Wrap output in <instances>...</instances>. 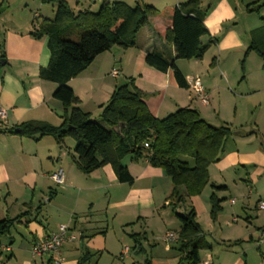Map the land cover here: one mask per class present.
<instances>
[{
	"label": "crops",
	"instance_id": "0c3cea01",
	"mask_svg": "<svg viewBox=\"0 0 264 264\" xmlns=\"http://www.w3.org/2000/svg\"><path fill=\"white\" fill-rule=\"evenodd\" d=\"M42 1L35 0L38 5L32 4L34 9L37 8L35 16L39 18H43ZM66 1L71 3V0ZM74 1H77V8L82 5V11L90 9L91 2L92 9H100L103 4L116 1L130 6L151 5L158 10L164 7L158 0ZM186 1L169 0L168 5L177 6ZM200 1L202 8L208 9L205 24L209 34L202 37V42L213 39L217 43L209 48L202 60L176 62L187 80V89L178 86L172 70L163 73L145 61L146 56L154 51L164 53L170 60L176 57L174 46L156 31L164 33L170 26V21L160 14L138 33L134 47H115L99 55L90 67L68 83L78 97L82 111L92 117L101 115L102 107L108 103L117 87L133 79L136 88L144 94V101L154 117L164 119L179 109L189 108L198 111L212 126L228 125L232 129V137L226 143L223 155L209 168L210 185L202 195L192 197L186 205L195 208L197 217L210 213V203H207L205 194L211 197L215 193L222 200L230 195L233 198H230L229 204L234 205L232 201H238L237 196L243 197L246 191L252 195L264 181V123L255 120L254 127L247 129L248 120L240 121L238 118V102L234 119H221L220 105L215 104L213 97L215 77L229 78L228 72L221 67L223 53L227 51L231 54L242 45L237 27L234 26L236 24L229 22L234 20L235 14L227 0H212V4L207 7L203 0ZM23 13L26 15L24 20L11 21V27L5 32L0 31V35L2 33L4 36L6 60L3 63L9 66L0 74V107L7 113L6 119L0 120V129H13L30 121L58 127L63 124L64 108L53 97L57 85L43 81L39 76L40 70L50 62L48 40H36L30 35L34 19L26 11ZM212 50L220 55V62L206 61ZM217 64L218 68H215ZM113 69L119 71L117 77L112 75ZM259 75V87L264 86V75ZM196 78L201 80L209 96L208 105L202 104L191 88V82ZM256 87L253 86V94L257 92ZM243 98L250 97L245 95ZM216 118L219 126L212 124ZM67 139L63 144H58L53 137L48 136L37 140L11 133L0 134V220L19 219L15 226L19 227L16 232L22 238L21 242H17L14 237L5 243L0 242V255L9 254L21 264H79L86 253L94 255L93 264H104L105 260L107 264L125 262L131 253H137L142 246L134 250L127 246L126 250L121 249L119 253L108 247V214L113 216L112 223L119 220L122 226L130 225L128 227L141 223L143 232L147 228L153 229L149 226L150 217H155L159 222V219L165 221V218L173 216L169 215L171 210L167 202L172 190L171 180L163 170L151 167L147 160L125 161L133 177L132 184L120 183L111 165L85 175L77 169L73 161L74 144ZM60 171L64 175L63 184H58L52 178L53 174ZM213 185L221 189L215 190ZM232 192L236 196H232ZM261 200L260 196L255 206L259 213H263L257 207ZM221 207L223 209L222 204ZM37 208L41 210L38 212ZM102 208L106 220L97 217ZM27 212L28 215L21 217ZM105 223L106 227L103 226ZM61 225H68L69 236L75 239L68 240L60 254L34 258L31 246L56 233ZM263 230L261 228L257 233V241ZM139 245H142L141 242ZM4 246H9L12 251L2 252L1 247ZM167 250L164 249L171 256V261L175 262V253ZM117 253L120 254L118 258L115 256ZM207 259L215 264L211 255L201 257L202 263Z\"/></svg>",
	"mask_w": 264,
	"mask_h": 264
},
{
	"label": "trees",
	"instance_id": "16d2710c",
	"mask_svg": "<svg viewBox=\"0 0 264 264\" xmlns=\"http://www.w3.org/2000/svg\"><path fill=\"white\" fill-rule=\"evenodd\" d=\"M43 2L56 6L54 18L35 17L30 35L36 40H48L50 62L40 70L39 76L41 80L57 85L53 97L64 108L63 124L56 127L30 121L13 129H0V134L11 133L37 140L48 136L58 144L72 138L76 143L73 161L80 172L90 175L111 165L118 181L123 184L133 183L126 160H147L151 167L163 170L172 183L167 197L168 207L180 223L175 247L179 253L177 264H201L200 252L212 247L205 240L195 208L186 205L210 185L209 168L223 155L225 145L232 137V129L228 125L212 126L198 111L189 108L179 109L164 119L154 117L133 79L117 87L102 107L100 118L107 125L105 127L91 114L82 111L80 101L68 83L90 67L99 55L115 47H134L138 33L160 14L170 21V26L164 33L156 31L174 46L176 57L170 60L164 53L154 51L146 56L145 61L163 73L172 70L178 86L187 89V80L176 62L202 60L209 48L217 43L213 39L202 42V37L209 34L205 24L208 9L202 8L200 0H188L163 10L151 5L130 6L116 1L103 4L98 12L85 10L76 13L66 0ZM250 7L248 11L253 12ZM1 49L5 58L4 44ZM250 52H255L264 63V26L252 33L247 49V53ZM183 157L192 159L193 166L183 161ZM222 202L215 193L211 195L210 216L213 221L222 210ZM182 208L184 214L179 212ZM40 210L37 208L38 212ZM18 220H0V240L11 233ZM132 238L139 243L141 235L134 234ZM141 250L145 252L142 247L138 252ZM93 256L86 253L79 264L89 263ZM146 264L151 263L147 260Z\"/></svg>",
	"mask_w": 264,
	"mask_h": 264
},
{
	"label": "rangeland",
	"instance_id": "374dc122",
	"mask_svg": "<svg viewBox=\"0 0 264 264\" xmlns=\"http://www.w3.org/2000/svg\"><path fill=\"white\" fill-rule=\"evenodd\" d=\"M35 0H0V31L5 32L8 27H11V21L24 20L27 14H30L32 19L35 17V13L38 11L32 6L38 5ZM86 1V0H85ZM89 1V0H88ZM207 5L212 4V0H203ZM230 4L233 12L235 14L234 20L229 21L230 24H236L238 34L242 41V45L239 49L235 48L233 53L224 52L223 58L221 60V67L225 69L228 73L229 78L223 79L221 76L215 77L214 86H212L213 97L216 105H220L221 108V119L233 120L236 112V103L238 102V118L240 121L248 120V128L254 127L255 120L264 123V86H260L258 82L261 80L260 74L264 75L263 60L255 53H247V49L250 45L251 35L253 32L264 26V0H227ZM43 2V1H42ZM80 2V1H79ZM162 4V9L166 7H171L173 5H168L169 0H158ZM257 2V3H256ZM255 3V4H254ZM71 7L74 12L82 11L81 6L77 8V1L71 0ZM30 5L31 7H27ZM43 6L42 16L43 18L53 19L56 6L53 4L41 3ZM90 11L98 12L99 9L95 7L92 9V2L90 3ZM251 5L250 9H254L253 12L248 11V6ZM216 6V5H215ZM39 8V7H38ZM33 23V20H32ZM78 41L79 39H74ZM4 44V36L0 35V74H3L9 66L3 62L6 60L2 56L1 46ZM220 62V55L216 50H212L206 58V61ZM214 66V65H213ZM224 66V67H223ZM218 68L217 66H214ZM46 68V67H45ZM263 69V70H262ZM205 75V73H204ZM1 77V75H0ZM253 86H257L255 90L257 92L253 94ZM214 88V89H213ZM247 95V98H243ZM243 98V99H242ZM245 99V100H244ZM260 103V106L258 105ZM173 114V113H172ZM95 121L101 123L105 127L107 125L101 120L100 116L94 115L92 117ZM219 126V121L214 119L213 123ZM264 129V126H263ZM70 143L74 144V149L76 143L74 139H67ZM183 161L189 162L193 166V160L187 157L182 158ZM264 191V181H262L258 186L257 190L253 192L250 197L248 196V191L241 196H237L234 205L229 204L230 195H227V199L223 200L221 203L223 209L218 214L216 221H213L210 213L200 214L197 217L198 222L202 226L205 233V240L211 245V250H202L200 256L206 258L207 255H211L215 264H264V243L261 244L257 241V233L261 228H264V212L259 213L256 209V201L261 198L264 200V192L262 195L260 193ZM235 192H232V196H236ZM207 195V203H210V197ZM243 206L247 208L245 211ZM98 219H105L107 216L103 213L104 208L100 209ZM211 210V204H210ZM179 212L183 213L184 208L180 209ZM170 212L169 215H171ZM184 214V213H183ZM108 224L109 233L106 234V239L108 241V247H110L114 252H120L121 249L126 250L127 246L133 250L139 247V243H135L132 235H141L140 241L143 250L137 253H131L125 262H120V264H146L148 260L151 264H177L179 261V253L175 250L177 243L167 242L165 236L167 232H172L177 236L180 228V223L177 218L173 215L171 218H165L158 220L154 217H150L149 226L153 229H148L143 232L142 224H134L133 227H128L130 225L122 226L118 220L112 223L113 216L111 213L108 214ZM106 227L105 225H103ZM122 226V227H121ZM114 227V229H113ZM18 226L12 229L9 235L1 238L0 242H7L10 237H14L17 242H21L22 238L20 233H17ZM124 229V231H123ZM124 232V233H123ZM152 232H154L152 234ZM146 233V235H145ZM168 249L175 253L176 261H171V256L164 251ZM132 250V251H133ZM167 250V251H168ZM117 253V254H118ZM117 258L120 254L115 255ZM0 264H21L17 262L14 257L11 258L9 254L0 255ZM87 264H93V260ZM107 264V260L104 261Z\"/></svg>",
	"mask_w": 264,
	"mask_h": 264
},
{
	"label": "built area",
	"instance_id": "2783aa9c",
	"mask_svg": "<svg viewBox=\"0 0 264 264\" xmlns=\"http://www.w3.org/2000/svg\"><path fill=\"white\" fill-rule=\"evenodd\" d=\"M112 75L117 77L119 75V71L117 69H113ZM191 88L193 91L200 97L201 103L204 105L209 104V96L206 93L201 80L196 78L191 82ZM7 117L6 110L0 107V120L4 121ZM52 178L58 184L64 183V175L63 172L60 171L52 175ZM232 203H235L233 200ZM258 210L264 212V200L259 201ZM70 228L68 225H61L59 230L56 233H53L51 236L34 243L31 246V254L34 258L42 257L48 254H60L63 246L67 243L68 240H73L75 237L69 236ZM165 240L167 242H175L177 240V236L173 233H169L166 235ZM260 243H264V230L261 232V238L259 240ZM2 252H11V248L9 246L1 247ZM128 250V249H127ZM201 264H212L210 259L205 260Z\"/></svg>",
	"mask_w": 264,
	"mask_h": 264
}]
</instances>
